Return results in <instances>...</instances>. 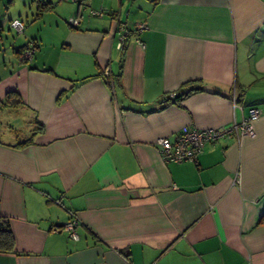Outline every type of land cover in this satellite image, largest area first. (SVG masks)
I'll use <instances>...</instances> for the list:
<instances>
[{"label":"crops","instance_id":"1","mask_svg":"<svg viewBox=\"0 0 264 264\" xmlns=\"http://www.w3.org/2000/svg\"><path fill=\"white\" fill-rule=\"evenodd\" d=\"M253 107V137L162 159L160 137ZM0 215V264H264V0H0Z\"/></svg>","mask_w":264,"mask_h":264},{"label":"built area","instance_id":"2","mask_svg":"<svg viewBox=\"0 0 264 264\" xmlns=\"http://www.w3.org/2000/svg\"><path fill=\"white\" fill-rule=\"evenodd\" d=\"M76 1V0H74ZM90 14L93 16H103L104 10H91ZM69 23L72 25H78L79 19L72 16L69 19ZM11 26L17 31L22 33L25 25L20 19L13 20ZM148 26L144 23L136 24L135 31L141 33ZM128 30L121 25L120 31L118 32V48L123 49ZM141 42V41H140ZM142 45L143 42H141ZM33 49H28L24 53V58L27 61H31L33 57ZM105 75L110 74L109 69L104 71ZM178 95V92L169 93L166 95L164 100L174 99ZM261 111L257 107H253L249 110V113L241 121H234L229 126L224 127H210L205 129L190 128L185 126L181 131L175 134L174 139L171 140L169 137H160L156 141V145L160 151L162 159L166 162H183V161H197L199 154L203 151L206 144L213 143L220 138L230 137L235 135L236 138L241 141L244 137H253L255 135L254 124L261 118ZM236 182L240 183V176L237 174ZM80 222L78 218L72 217L65 225L63 229L68 232L69 237L73 240L79 238L77 227ZM59 230V229H57Z\"/></svg>","mask_w":264,"mask_h":264},{"label":"trees","instance_id":"3","mask_svg":"<svg viewBox=\"0 0 264 264\" xmlns=\"http://www.w3.org/2000/svg\"><path fill=\"white\" fill-rule=\"evenodd\" d=\"M47 4H44L43 6H40L39 12L37 14V17L42 15V12L46 10ZM37 48V42L36 41H30L25 45V47H22L17 50V53L20 55V58L24 61L27 62L26 59L24 58V53L28 49H33V56L35 49ZM33 58V57H32ZM192 85L191 83H187L188 88L184 89V91L178 92V95L174 98L171 99L172 101L178 102L180 101L185 95L190 93L193 90H198L200 89L199 87H189ZM186 86V87H187ZM13 97L15 98V92H9L6 94V103L7 104H16L21 102V100H14ZM32 140L30 138L26 142L22 144H27ZM264 219V217L262 218ZM261 219V220H262ZM15 236L13 233L11 221L8 217L0 215V253H7V252H12L15 248Z\"/></svg>","mask_w":264,"mask_h":264},{"label":"rangeland","instance_id":"4","mask_svg":"<svg viewBox=\"0 0 264 264\" xmlns=\"http://www.w3.org/2000/svg\"><path fill=\"white\" fill-rule=\"evenodd\" d=\"M2 12H3V11H2ZM2 12H1V13H2ZM12 33H16V31H15V30H14V32L11 31V34H12ZM26 61H27V60H26Z\"/></svg>","mask_w":264,"mask_h":264}]
</instances>
